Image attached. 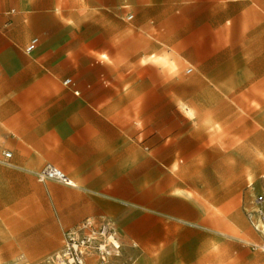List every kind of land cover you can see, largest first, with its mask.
<instances>
[{
  "label": "crops",
  "instance_id": "0c3cea01",
  "mask_svg": "<svg viewBox=\"0 0 264 264\" xmlns=\"http://www.w3.org/2000/svg\"><path fill=\"white\" fill-rule=\"evenodd\" d=\"M183 2L0 0V260L44 264L66 231L108 220L131 264L264 263L251 184L242 240L208 234L176 180L203 144L180 104L218 96L216 60L176 71L198 51L171 22ZM46 165L73 186L40 182Z\"/></svg>",
  "mask_w": 264,
  "mask_h": 264
},
{
  "label": "rangeland",
  "instance_id": "374dc122",
  "mask_svg": "<svg viewBox=\"0 0 264 264\" xmlns=\"http://www.w3.org/2000/svg\"><path fill=\"white\" fill-rule=\"evenodd\" d=\"M171 22L198 50L176 71L193 77L202 71L199 61L218 63V96L191 95L188 107L180 104L203 144L192 143L190 161L176 167V180L205 210L208 234L245 240L241 204L247 185L264 188V0H185ZM210 44L218 45L216 52ZM130 251L122 248L111 264H131Z\"/></svg>",
  "mask_w": 264,
  "mask_h": 264
},
{
  "label": "built area",
  "instance_id": "2783aa9c",
  "mask_svg": "<svg viewBox=\"0 0 264 264\" xmlns=\"http://www.w3.org/2000/svg\"><path fill=\"white\" fill-rule=\"evenodd\" d=\"M36 44L37 40H32L26 49L27 53L32 52ZM66 84H70V81H66ZM2 154L4 158H10L9 153ZM37 178L40 182L57 181L73 186L72 181L52 165H46ZM250 188L251 201L243 208V213L249 226L261 236L262 243L255 248L264 252V188L260 193ZM63 242L62 249L46 259L44 264H111L124 247L117 228L108 220H86L79 227L66 231Z\"/></svg>",
  "mask_w": 264,
  "mask_h": 264
},
{
  "label": "bare ground",
  "instance_id": "6f19581e",
  "mask_svg": "<svg viewBox=\"0 0 264 264\" xmlns=\"http://www.w3.org/2000/svg\"><path fill=\"white\" fill-rule=\"evenodd\" d=\"M253 164L250 165V167H252Z\"/></svg>",
  "mask_w": 264,
  "mask_h": 264
}]
</instances>
